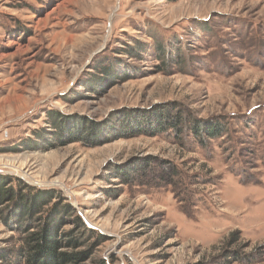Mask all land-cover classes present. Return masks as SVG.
I'll return each mask as SVG.
<instances>
[{
  "label": "rangeland",
  "instance_id": "obj_1",
  "mask_svg": "<svg viewBox=\"0 0 264 264\" xmlns=\"http://www.w3.org/2000/svg\"><path fill=\"white\" fill-rule=\"evenodd\" d=\"M107 65L126 79L82 85ZM161 110L181 127L54 143L55 114ZM0 183V264H26L23 193L45 197L22 228L81 217L83 264H264V0H0Z\"/></svg>",
  "mask_w": 264,
  "mask_h": 264
},
{
  "label": "trees",
  "instance_id": "obj_2",
  "mask_svg": "<svg viewBox=\"0 0 264 264\" xmlns=\"http://www.w3.org/2000/svg\"><path fill=\"white\" fill-rule=\"evenodd\" d=\"M130 49L132 50V48ZM131 50H128V54L134 57L135 55ZM113 68L111 65H107L101 76L94 77L92 80H95L96 84L91 85L85 82L82 85L94 93L105 92L118 80L126 79L125 71L122 70L119 72L118 66L117 68ZM122 114H124L123 118H128V120L126 119L128 122L124 123V121H126L125 118H120L119 121L112 124L101 122L97 124L95 122H86L76 118L69 120L63 118L62 115L59 116V114H55L53 116V121L58 129L55 130L56 132L54 133V143L57 141L60 143L79 141L86 145H96L129 135L131 132V134H133L134 131L157 134L165 132L168 129L178 130V127H181V118H179L180 113H178L177 116V113L172 114L170 111L166 110H161L158 113L154 111L151 117H146V125H142L143 118L140 119L142 121L140 122L136 113L123 111ZM194 130L201 142H204V135L215 138L223 133V127L220 123L202 127L199 130L195 128ZM123 175L124 173L119 172L116 177H122ZM22 187L26 189V186ZM14 195L15 192L11 191V189L5 193L0 191V205L6 203L7 200H11ZM20 195L21 200L19 201V205L13 210L12 215L15 218L14 222L16 225L21 227L20 230L24 229V235L21 238L22 244L14 251L15 255L13 256L24 260L26 264H83L92 252L78 249V247L82 245L81 241L85 237L86 232L90 233V229L85 227L81 217L77 213H59L60 216H55L52 219H48L47 217L39 227L33 230L30 229L34 226L22 228V226H20L21 216L25 213L30 216L38 200L41 201L43 197H45V194L39 193L33 199L24 197L26 200L22 198L25 196L24 193ZM57 214L58 213H55V215ZM67 223H72L73 226L60 231L61 227ZM57 225H59L58 228ZM97 244L98 241L94 242L93 247ZM61 247L69 250H60ZM9 256L8 254L2 255L1 259L9 258ZM91 264L107 263L103 258L97 257Z\"/></svg>",
  "mask_w": 264,
  "mask_h": 264
}]
</instances>
